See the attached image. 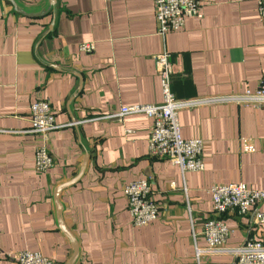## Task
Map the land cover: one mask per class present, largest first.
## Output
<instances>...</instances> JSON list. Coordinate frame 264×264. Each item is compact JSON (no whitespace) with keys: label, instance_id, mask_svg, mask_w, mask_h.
Segmentation results:
<instances>
[{"label":"crops","instance_id":"0c3cea01","mask_svg":"<svg viewBox=\"0 0 264 264\" xmlns=\"http://www.w3.org/2000/svg\"><path fill=\"white\" fill-rule=\"evenodd\" d=\"M200 3L182 28L159 36L152 0H0V264H17L22 250L54 264H235L229 252L197 259L195 246L205 244L202 222L213 214L211 185L264 189V108L180 109L182 137L204 142V167L184 171L148 153L146 115L100 117L162 102L154 56L163 50L176 99L253 90L264 81L257 1ZM90 42V53L78 49ZM39 100L57 126L45 172L34 169L39 140L29 133L30 106ZM146 176L160 214L133 225L122 188ZM222 217L228 246L247 235L264 242V222L248 224L233 211Z\"/></svg>","mask_w":264,"mask_h":264},{"label":"built area","instance_id":"2783aa9c","mask_svg":"<svg viewBox=\"0 0 264 264\" xmlns=\"http://www.w3.org/2000/svg\"><path fill=\"white\" fill-rule=\"evenodd\" d=\"M256 1L258 18L264 22V0ZM152 2L154 21L157 23L156 33L159 36L178 31L184 26V20L195 17L201 7L200 0H152ZM94 48L93 42L78 45V49L85 53H90ZM154 57L156 72L160 78L162 102L121 106L110 114L100 117L121 121L127 114L146 115L151 120L146 140L150 155L177 164L181 171L202 169L203 139L182 137L177 118L180 109L215 103L252 104L264 108V81H260L253 90L176 99L170 90L172 77L170 54L163 50ZM29 120L31 123L29 133L36 135L39 140L34 151V169L37 172H45L53 165L48 135L57 128L49 104L42 100L32 103ZM208 191L212 194L213 214L202 222L201 232L205 244L195 246L196 258L199 259L205 254L229 252L233 255L235 264H264V242L254 236L247 235L233 246L226 244L231 229L222 217L223 213L233 211L245 216L248 224L264 222V212L259 208L260 202L264 200V189L251 188L243 181H234L213 184ZM122 192L127 198V210L133 225L147 224L159 216V204L152 196L148 176L129 180L123 185ZM13 257L17 264H54L37 251L22 250Z\"/></svg>","mask_w":264,"mask_h":264},{"label":"water","instance_id":"95a60500","mask_svg":"<svg viewBox=\"0 0 264 264\" xmlns=\"http://www.w3.org/2000/svg\"><path fill=\"white\" fill-rule=\"evenodd\" d=\"M51 5L54 4V0H50ZM75 253L77 252L76 248L74 247ZM73 259H71L67 264H70Z\"/></svg>","mask_w":264,"mask_h":264},{"label":"trees","instance_id":"16d2710c","mask_svg":"<svg viewBox=\"0 0 264 264\" xmlns=\"http://www.w3.org/2000/svg\"><path fill=\"white\" fill-rule=\"evenodd\" d=\"M225 213L222 214V216H224Z\"/></svg>","mask_w":264,"mask_h":264}]
</instances>
